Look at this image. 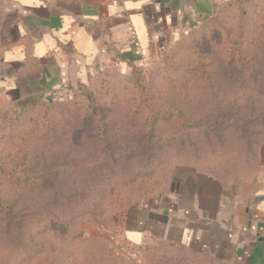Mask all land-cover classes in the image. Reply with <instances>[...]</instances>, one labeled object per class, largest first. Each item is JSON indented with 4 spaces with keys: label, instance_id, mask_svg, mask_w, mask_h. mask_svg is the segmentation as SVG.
<instances>
[{
    "label": "rangeland",
    "instance_id": "obj_1",
    "mask_svg": "<svg viewBox=\"0 0 264 264\" xmlns=\"http://www.w3.org/2000/svg\"><path fill=\"white\" fill-rule=\"evenodd\" d=\"M255 1L225 3L153 59L100 73L0 128V264H243L154 242L137 257L122 222L180 170L225 180L264 170V0Z\"/></svg>",
    "mask_w": 264,
    "mask_h": 264
},
{
    "label": "crops",
    "instance_id": "obj_2",
    "mask_svg": "<svg viewBox=\"0 0 264 264\" xmlns=\"http://www.w3.org/2000/svg\"><path fill=\"white\" fill-rule=\"evenodd\" d=\"M231 1L0 0V123L153 59ZM182 171L127 212L125 241L264 264V170L233 180Z\"/></svg>",
    "mask_w": 264,
    "mask_h": 264
},
{
    "label": "trees",
    "instance_id": "obj_3",
    "mask_svg": "<svg viewBox=\"0 0 264 264\" xmlns=\"http://www.w3.org/2000/svg\"><path fill=\"white\" fill-rule=\"evenodd\" d=\"M235 1H238V2H247V1H250V0H234V1H231V2H235ZM255 2H256V3H258V2H262V0H259V1L256 0ZM227 3H230V2H227ZM89 84H90V83H89ZM89 84H87V85H85V86H89ZM32 106H33V105H32ZM32 106H31V107H32ZM31 107H30V108H31ZM16 116H17V115H16ZM16 116H15V117H16ZM15 117H14V118H15ZM14 118L11 119V120H9V121H7V122L0 123V128H2L5 124L10 123L11 121H13ZM150 123H151V122H150ZM1 143L4 145L3 141H1ZM0 145H1V144H0ZM38 162H39V164H40V161H39V160H38ZM42 164H44V165H43V170H44V169L46 168V166H45V163H44V162H42ZM24 167H25V166H24ZM40 169H41V168H40ZM40 169H39V170H40ZM13 170H14V169H13ZM13 170H10L9 172L12 173ZM29 170H32V168H30ZM26 172H27V167L24 168V173H26ZM27 173H28V172H27ZM17 175H18L17 173H13V174H12V177H17ZM8 176H11V175H8ZM174 246H176V245H174ZM149 247H150V246H149ZM177 247L182 248V247H180V246H177ZM183 249H184V248H183ZM186 250H187V249H186ZM187 251L194 252V251H191V250H187Z\"/></svg>",
    "mask_w": 264,
    "mask_h": 264
},
{
    "label": "built area",
    "instance_id": "obj_4",
    "mask_svg": "<svg viewBox=\"0 0 264 264\" xmlns=\"http://www.w3.org/2000/svg\"><path fill=\"white\" fill-rule=\"evenodd\" d=\"M147 245H148V241L147 240H142V241H140L138 244H136V245H134V246H132L131 248V250H132V253L135 255V256H140L141 254H142V252H143V249L145 248V247H147Z\"/></svg>",
    "mask_w": 264,
    "mask_h": 264
}]
</instances>
